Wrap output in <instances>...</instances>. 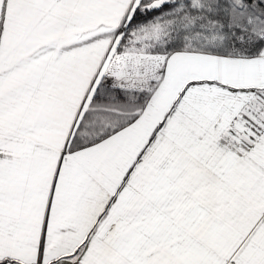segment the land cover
<instances>
[{
	"label": "crops",
	"instance_id": "obj_1",
	"mask_svg": "<svg viewBox=\"0 0 264 264\" xmlns=\"http://www.w3.org/2000/svg\"><path fill=\"white\" fill-rule=\"evenodd\" d=\"M136 0H0V264H264V45L155 54Z\"/></svg>",
	"mask_w": 264,
	"mask_h": 264
},
{
	"label": "trees",
	"instance_id": "obj_2",
	"mask_svg": "<svg viewBox=\"0 0 264 264\" xmlns=\"http://www.w3.org/2000/svg\"><path fill=\"white\" fill-rule=\"evenodd\" d=\"M154 22L167 24L162 42L154 39L162 54L189 49L254 55L264 45V0H136L125 29Z\"/></svg>",
	"mask_w": 264,
	"mask_h": 264
},
{
	"label": "rangeland",
	"instance_id": "obj_3",
	"mask_svg": "<svg viewBox=\"0 0 264 264\" xmlns=\"http://www.w3.org/2000/svg\"><path fill=\"white\" fill-rule=\"evenodd\" d=\"M166 26H167V24L164 22H161V24L154 22L151 24H147V27L141 28L145 32L149 33L148 34L149 38H147L148 49H149V45H151L153 52L155 51V54L157 53L158 56H159V54H162V51L158 52V50H156L157 49L156 46L154 47V39H155V43L162 42V38H161L163 35L162 29L165 28Z\"/></svg>",
	"mask_w": 264,
	"mask_h": 264
}]
</instances>
